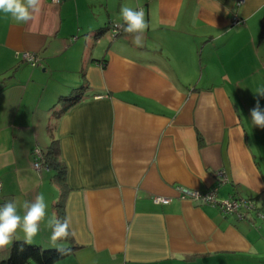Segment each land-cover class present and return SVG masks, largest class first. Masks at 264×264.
<instances>
[{
  "label": "crops",
  "instance_id": "0c3cea01",
  "mask_svg": "<svg viewBox=\"0 0 264 264\" xmlns=\"http://www.w3.org/2000/svg\"><path fill=\"white\" fill-rule=\"evenodd\" d=\"M240 1L42 0L27 24L0 14V205L42 193L47 219L63 200L78 248L55 264H264V128L251 122L264 110V0ZM124 5L144 10L143 47L108 31ZM55 139L65 188L33 166ZM180 187L255 209L224 216ZM46 219L31 244L66 246Z\"/></svg>",
  "mask_w": 264,
  "mask_h": 264
},
{
  "label": "clouds",
  "instance_id": "9594fccd",
  "mask_svg": "<svg viewBox=\"0 0 264 264\" xmlns=\"http://www.w3.org/2000/svg\"><path fill=\"white\" fill-rule=\"evenodd\" d=\"M54 3H59V0H54ZM41 7L42 0H0V14L11 18L17 24H27L34 20ZM120 18L123 23L117 24L116 27L131 35L132 43L136 47H143L145 32L148 29L144 10L124 5L120 10ZM258 94L264 96V91ZM251 122L254 126L264 128V110H261L259 101L251 110ZM46 209L47 204L42 193L37 194L32 201L21 202L14 199L0 205V248L12 244L14 238L19 240L20 237L16 235L18 230L23 233V240L31 244L40 231L41 223L46 219ZM45 226L51 230L50 241L54 246L57 241L77 236L74 229L70 230V218L66 216L60 219L55 212L47 217ZM59 249L65 251L62 247Z\"/></svg>",
  "mask_w": 264,
  "mask_h": 264
},
{
  "label": "trees",
  "instance_id": "16d2710c",
  "mask_svg": "<svg viewBox=\"0 0 264 264\" xmlns=\"http://www.w3.org/2000/svg\"><path fill=\"white\" fill-rule=\"evenodd\" d=\"M113 26L109 28L108 31L111 30ZM120 35H128L123 30L118 34ZM261 38H264V23L261 29ZM86 88L83 84L79 91L75 96L72 97H63V101L66 102L63 111L69 109L77 102H79L82 97V90ZM44 151V162L53 170H55V174L53 175V181L57 184L61 185L63 188L67 186L66 182V166L62 162L60 158V147L58 139L52 141L49 145L48 149ZM62 188V192L64 194L65 189ZM57 217L60 219H64L66 217L65 207L63 200H60L56 204ZM72 237L69 236L65 240H60L61 243H67L66 246L62 248L65 249L62 252L59 248H45L36 244H29L25 240H14L13 243L3 252H0V264H55L69 255L75 252L78 246H74L71 244Z\"/></svg>",
  "mask_w": 264,
  "mask_h": 264
},
{
  "label": "built area",
  "instance_id": "2783aa9c",
  "mask_svg": "<svg viewBox=\"0 0 264 264\" xmlns=\"http://www.w3.org/2000/svg\"><path fill=\"white\" fill-rule=\"evenodd\" d=\"M51 1L54 2V0ZM60 1L61 0H59V2ZM242 2L243 0H241L238 4H241ZM241 22L242 20L238 17L233 19L234 25H237ZM110 31L112 36L116 37L122 31V28H117L116 25H114ZM23 59L32 66H36L38 63L37 55L30 52H25L23 54ZM33 166L36 170H40L44 167V151L38 146L33 151ZM224 175V172L221 171V176L224 177ZM225 179L226 178L223 180L225 181ZM179 191L181 193V197L184 199H191L198 202H203L205 204L217 206L224 216L235 215L239 220L245 219L248 216L247 212L255 209L254 202L248 198L230 196L226 199H219L217 188L207 191H200L180 187ZM153 199L157 204H168L171 201V198L159 195L154 196Z\"/></svg>",
  "mask_w": 264,
  "mask_h": 264
},
{
  "label": "rangeland",
  "instance_id": "374dc122",
  "mask_svg": "<svg viewBox=\"0 0 264 264\" xmlns=\"http://www.w3.org/2000/svg\"><path fill=\"white\" fill-rule=\"evenodd\" d=\"M50 249H53V248H50ZM34 264V263H33Z\"/></svg>",
  "mask_w": 264,
  "mask_h": 264
}]
</instances>
